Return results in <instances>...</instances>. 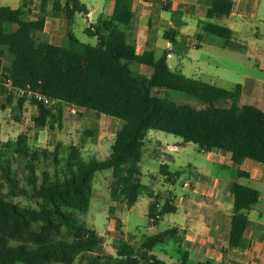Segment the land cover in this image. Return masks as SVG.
Here are the masks:
<instances>
[{"label": "trees", "instance_id": "obj_1", "mask_svg": "<svg viewBox=\"0 0 264 264\" xmlns=\"http://www.w3.org/2000/svg\"><path fill=\"white\" fill-rule=\"evenodd\" d=\"M46 2L41 0L35 19H30L28 0H21V7L16 9L0 7V52L6 49L13 56L11 71L0 77V94L5 91L6 79L12 81L2 110L16 98L12 111L18 118L26 98L16 96L13 90L29 84L59 102L51 107L31 102L38 110L33 117L36 126L48 124L53 128L57 124L61 128L64 104L122 124L115 131L108 158L102 161L86 162L72 146L61 164L58 144L52 153L37 152L28 145L24 132L0 144V264H165L152 250L172 238L176 228L146 236L139 244L119 238L115 257L98 253L103 238L80 218L89 208L95 173L111 170L110 197L128 208L143 192L153 197L140 181L139 168L149 130L180 137L183 143L198 144L203 151L228 152L235 165L245 158L264 164V112L256 106L240 104L241 84L224 89L172 71L167 63L171 50H164L159 58H155L153 50L138 54L126 31L134 17L132 0H114L111 15L84 29L88 36L96 38L95 45L79 42L67 31L75 44L73 56L85 59L80 67L66 47L33 37L34 32L45 28ZM232 8L231 0H212L205 11L207 20L198 24L200 30L229 42L232 30L213 20L228 16ZM52 12L54 17L63 12L69 19L75 13H89L79 0H54ZM12 26L16 29L12 30ZM176 35L170 29L163 38L174 47L178 45ZM130 63L150 68V76L134 73ZM175 87L195 96L199 107L150 93L155 88ZM18 160L22 163L14 167ZM41 162L39 175L36 163ZM166 169L167 165L162 164L160 173L174 175L165 173ZM238 175L246 173L238 171ZM228 189L233 197L229 246L240 247L249 223L247 211L259 201L260 193L237 181H232ZM19 197L29 203L15 201ZM155 199L149 208V221L157 213L160 218V212H175L168 201L157 211V196ZM120 226H115L118 233ZM183 254L181 261L172 264H186L187 254Z\"/></svg>", "mask_w": 264, "mask_h": 264}, {"label": "rangeland", "instance_id": "obj_2", "mask_svg": "<svg viewBox=\"0 0 264 264\" xmlns=\"http://www.w3.org/2000/svg\"><path fill=\"white\" fill-rule=\"evenodd\" d=\"M31 1L34 5L35 13H37V6L39 7L41 0ZM53 1L48 0L46 5L47 33H50L49 29L50 27L53 28L52 25L56 20L52 17L51 9ZM79 1L91 11V16L87 19L84 15L75 13L71 20L72 22L67 24L65 33L61 35L60 39L53 41L59 46L68 47L71 50L70 54L72 56L75 44L69 40L66 34L67 31H71L79 42L95 45L96 38L88 36L84 32V29L89 24L95 23L98 18H103L111 3V0ZM154 4L152 10L154 8H158L159 10L160 4ZM135 5L138 11V5ZM1 6H9L16 9L21 7V0H0ZM166 14L169 15V13L164 12V15ZM58 17L61 18V16L57 15L56 18ZM171 20L176 21V16L173 15ZM63 21L65 20L60 19L56 23L59 25ZM158 21H155L154 28H151L152 31L154 29H158L159 31L156 44L152 48L155 58L161 57L169 44L163 38L164 28L166 26L161 21L158 26ZM146 22L145 20L142 21V23L137 25L136 30L147 27ZM218 23L221 22L218 21ZM57 30L62 31L63 29L57 27ZM193 34L191 37L198 40L200 47L189 48L183 57H180L176 52H172V57L167 60L168 66L172 71L183 70L184 73L189 74L190 78L193 77L224 89H232L236 84L242 85L243 81L240 77L242 73H258L256 67L252 66L254 63L253 59H251V65L246 64L245 61H242V57H244L242 53L232 51L227 41L216 36L205 35L200 31H197L194 36ZM2 53H4L3 56L5 57L0 60V70L7 73L12 55L6 49ZM73 57L78 62V65L83 67L85 59L82 56ZM129 66L134 73L147 77L152 72L149 68L135 63H130ZM260 74L263 76L262 73ZM150 93L158 98H163L178 104H185L194 108L199 107V102L195 96L186 94L178 87L171 89L155 88ZM3 99L1 97L0 101L2 102ZM221 106L226 107V104L221 102ZM28 108L29 106L23 110L21 117L18 118H16L18 114L15 115L9 107L5 110L0 109V144L8 140H15L21 132H24L28 136V145L37 152L46 150L52 153L58 144L57 154L61 164L64 163L65 157L69 152V147L72 146L80 151L81 158L86 162L90 160H106L111 152L115 131L122 124L121 121L117 122L108 116H97L94 112L85 111L79 107L77 109L79 112L77 111L76 114L72 115L69 108L64 107L61 128L57 124L53 128H49L48 124L45 127H39L35 125L33 117L31 118L33 114ZM36 114H38V110H36ZM158 141L163 144H178V150L176 152L165 151V145H161L154 153L149 146V142L156 145ZM164 161L169 166L170 174L179 172L176 183L170 187L171 190H180V184L183 181L199 179L205 172H209L210 175L224 174L220 168L207 161L205 155L200 152L198 144L191 142L186 144L182 142L180 137L162 131L149 130L147 132L141 162L139 163L141 171L140 181L142 184L147 185L149 191L157 193L156 203L159 204L157 206V211L159 212L163 204L167 201L166 199H169L166 189L169 188V183L172 180V177L166 179L159 172L161 164ZM21 163L22 161L18 160L14 167H17ZM36 167L37 173L40 175L43 169L42 162L36 163ZM111 180L110 169L95 173L92 183L93 194L90 205L87 212L82 214L80 218L103 238V244L98 249V253L115 257L119 239L115 226L120 221L122 225L120 227L122 235L120 236L123 240L130 244L132 238V242L139 244L146 236L171 228V221L177 217L173 213L160 212L161 218L158 221L150 223L148 213L151 202L156 201L155 196L153 195V197L149 198L148 194L143 192L137 202L128 208L124 203L111 199ZM15 201L21 204L29 203V200L25 197L15 198ZM178 248L179 243L170 238L163 244L157 245L152 250V254L165 264H172L182 260V254L178 252ZM186 264H196V261L191 259Z\"/></svg>", "mask_w": 264, "mask_h": 264}, {"label": "crops", "instance_id": "obj_3", "mask_svg": "<svg viewBox=\"0 0 264 264\" xmlns=\"http://www.w3.org/2000/svg\"><path fill=\"white\" fill-rule=\"evenodd\" d=\"M28 1L31 2L30 19H35L39 14V7L37 6L38 11L35 13L32 1ZM231 1L233 2L231 13L220 20L213 21L216 23L220 21L221 23L219 24L232 30L233 35L228 42L232 51L242 53L244 56L242 57V61H245L248 65H251V59H253L254 63L252 66L256 67L258 71V73L253 74H240L243 81L240 104L253 105L264 112V0ZM211 2L212 0H132L134 17L126 30L128 41L135 45L138 54L143 53L145 50H152L156 44L159 31L158 29L152 31L151 28L154 22L159 20L158 26L160 21L166 26L164 32L170 29H174L177 32L176 40L178 45L173 47L168 42L166 50H171V52L168 54L167 60L172 57V52H176L180 57H183L189 48L200 47L198 40L191 36L193 32V36L197 31L202 32L198 24L200 21L207 20L205 11L210 7ZM154 3L160 4L159 10L158 8L152 10L153 5H155ZM135 4L138 5V11ZM113 5L114 0H111L110 7L104 17L111 15ZM88 11L89 13L84 15L87 19L91 16V11L89 9ZM164 12L169 13V15H164ZM173 15L176 16V21L171 20ZM59 16L61 18L52 16L56 20L52 25L53 28L50 27L49 29L50 33L46 32V18L44 30L34 32L33 37L39 41L57 45L53 41L60 39L61 35L66 31L67 24L72 22V19H69L63 12ZM60 19L65 21L58 25L56 21ZM144 20L147 21V27L136 30L137 25ZM57 27H61L63 30L56 31ZM11 29L15 30L16 26H12ZM66 48L68 51H71L68 47ZM3 54L0 52V60L5 57ZM12 63L13 56L7 73L11 71ZM177 71L189 77V74L184 73L183 70ZM7 73L0 70V77ZM8 92L9 88L5 87L4 93L0 94V98H4L2 102L0 101L1 110L2 105L6 102ZM15 103L14 100L5 109L9 107L13 110ZM28 106V110H31L30 112L33 114L31 118L37 115V106L26 100L19 117H21L23 110ZM63 107L67 108L68 105L64 104ZM76 108L78 109V107ZM116 121L119 122L118 120ZM161 145H165V151L176 152L178 150V144H163L158 141L154 145L149 142V146L154 153ZM200 152L205 155L207 161L220 168L224 174L210 175L209 172H205L199 179L183 181L180 184V190H171L170 187L176 183L179 172H174L173 176L161 173L166 179L172 177L169 188L166 189L169 196V199L166 200L171 206L175 207L173 214L177 218L171 221V228H176V234L172 239L179 243L178 252L182 255H184L183 253L187 254V262L192 259L196 261V264H264V164L245 158L239 165H235L228 152L218 150L203 151L201 148ZM162 164L167 165V172L165 173L168 174L169 166L167 162L164 161ZM238 171H242L246 175L239 176ZM232 181H237L242 185L254 188L260 193L259 201L247 211L249 223L240 247L229 246L233 197L229 192L228 186ZM149 192L157 196V193H153V191ZM157 206H159L158 203ZM120 235H122V231L118 233V237L122 238ZM132 241L133 239L131 238L130 244L135 243Z\"/></svg>", "mask_w": 264, "mask_h": 264}, {"label": "built area", "instance_id": "obj_4", "mask_svg": "<svg viewBox=\"0 0 264 264\" xmlns=\"http://www.w3.org/2000/svg\"><path fill=\"white\" fill-rule=\"evenodd\" d=\"M5 84H6V87L12 88L11 79H6ZM13 92L18 97H25L27 101L36 102V103L42 104L45 107H51L52 105L59 103L58 100H52L48 98L38 88H34L29 84L24 85L22 87L14 88ZM66 105H68L69 110L72 114H76V112L78 111L76 106H73L70 104H66ZM156 219H159L158 213L155 214L153 218H150V223L151 222L153 223Z\"/></svg>", "mask_w": 264, "mask_h": 264}]
</instances>
